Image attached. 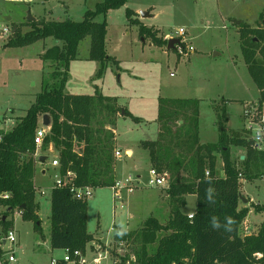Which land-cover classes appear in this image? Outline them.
I'll return each mask as SVG.
<instances>
[{
	"label": "rangeland",
	"instance_id": "374dc122",
	"mask_svg": "<svg viewBox=\"0 0 264 264\" xmlns=\"http://www.w3.org/2000/svg\"><path fill=\"white\" fill-rule=\"evenodd\" d=\"M101 1L0 0V22L12 29L17 26L25 33L33 27L34 21H29V16L37 18L38 22L82 21ZM127 9L132 13V19L128 17ZM142 12L149 15L143 16ZM9 16L12 20H8ZM104 19L108 25L107 50L112 59L107 61L104 72L98 77L100 62L90 58L91 37L82 39L77 58L70 62L65 91L70 94L99 91L104 96L117 98L137 117L119 116L116 148L122 156L115 158L118 179L132 175L136 184L140 175L141 185L116 203L111 187L94 189L93 196L88 199L89 229L101 232L104 246L112 248V254L109 253L102 264H113V259L123 255L135 260L137 246L136 236L127 237L123 244L114 240L118 228H130L125 231L127 233H139L148 217L153 215L166 223L171 214L165 188L146 185L153 166L148 151L140 146L142 141L158 137L161 99L199 102V138L203 143H216L220 138L217 106L225 108L228 134L249 141L248 133L241 129L244 105L258 101L262 91L245 63L239 25L264 24V0H128L124 6L97 17L98 21ZM141 26L162 37L180 38L183 45L168 49L165 45L155 44L151 37L141 36ZM180 28L185 30L183 36L175 33ZM12 34L5 35L0 31V119L11 120L0 123V130L5 132L14 126V120L26 114L42 90L43 80L52 70L48 66L50 62L42 59V52L62 44L51 36L22 47L8 46L6 43ZM127 148L134 150V157L126 154ZM240 149L247 152V147L233 145L232 155ZM38 150L43 153L41 148ZM49 150L45 152L48 160L35 172V186L46 192L45 195L37 194V200L42 203L39 216L43 233L39 234L33 221L21 215H15L12 220L19 243L17 254L25 263L50 264L53 256L64 254L62 249L51 247V197L59 172L58 166L52 165L58 153ZM217 169L219 174L223 172L220 157ZM263 174L264 164L251 163L241 184V193L247 201L241 202L240 206L250 207L253 213L248 217L257 225L264 220V211L255 208L257 204L264 208ZM196 204V197L189 196L184 211L194 209ZM249 219L244 221L247 224H242L244 234L248 230V234L256 232L257 226L253 229ZM91 245V242L87 245L86 256L89 264H94L96 246Z\"/></svg>",
	"mask_w": 264,
	"mask_h": 264
},
{
	"label": "trees",
	"instance_id": "16d2710c",
	"mask_svg": "<svg viewBox=\"0 0 264 264\" xmlns=\"http://www.w3.org/2000/svg\"><path fill=\"white\" fill-rule=\"evenodd\" d=\"M127 1L103 0L82 21H34L29 31L22 33L18 27L8 39L6 45L14 47L51 36L62 44L42 54L52 70L26 114L16 119L0 142V192L12 194L4 201L7 217L1 222L4 231L13 225L8 216L21 208L23 218L33 221L35 230L43 233L34 177L40 156L48 157L45 152L53 147L58 153V172L66 183L52 189L51 247L85 251L93 240L88 230V200L76 196L72 186L96 189L115 183L118 118L137 117L117 98L99 91L70 94L65 87L70 62L77 58L79 44L87 36L91 37L90 58L100 62L98 77L102 75L112 56L107 50V21H98L97 17L124 6ZM127 15L132 19L129 9ZM140 32L142 37H151L155 44L168 45V39L145 26H141ZM239 33L245 63L262 91L260 101L264 102V24L242 23ZM216 110L221 124L220 138L216 143H203L199 138V102L161 99L158 137L142 141L140 146L148 151L153 168L169 175L165 191L171 214L166 223L156 216L148 217L139 233L116 234L117 241L136 236L132 264H264V220L257 225L256 232L243 234L241 227L251 209L240 206L244 201L240 174L247 173L251 163L264 164V152L254 150L244 137H231L225 126L224 106H217ZM45 114L50 115L51 126L40 147L42 155L35 156L38 150L35 133ZM233 145L247 147L245 159L233 157ZM219 157L224 176L217 169ZM189 195L197 199L193 218L184 211ZM255 208L264 211L260 204Z\"/></svg>",
	"mask_w": 264,
	"mask_h": 264
},
{
	"label": "built area",
	"instance_id": "2783aa9c",
	"mask_svg": "<svg viewBox=\"0 0 264 264\" xmlns=\"http://www.w3.org/2000/svg\"><path fill=\"white\" fill-rule=\"evenodd\" d=\"M0 31L3 32L5 35L12 34V28L10 26H4L0 22ZM178 36H183L185 30L180 28L178 31L175 32ZM170 36L169 38H171ZM181 40V39H180ZM182 42L180 41V45L182 47ZM1 120V119H0ZM11 121L10 119L6 120V123ZM4 122L3 120L0 123ZM16 120H14L15 124ZM243 122L246 132L249 135V142L251 146L256 151L264 152V102L258 101H251L244 105L243 109ZM50 127L41 125L37 128L35 133V143L37 148H40L44 142V138L49 133ZM8 132V131H7ZM5 131L0 130V142L4 138V134L7 133ZM35 156H38V150L35 153ZM122 156L121 151L116 148L115 150V157L120 158ZM53 166H59L60 163L57 158L53 159L52 161ZM68 174H71L68 172ZM209 175V172H206ZM264 176V174H263ZM242 174H240V178ZM137 183L135 184V178L132 175H129L125 179H116L115 183L111 186L113 191L114 199L122 201L125 198L126 194L133 193L140 185V175L136 178ZM170 178L167 173L159 172L156 168L151 167L149 171V177L147 181V186L150 187H157V188H167L169 186ZM66 182L63 179V176L58 174L57 180L55 182V186L63 187ZM36 193H40L41 195H45L46 192L44 189L38 188L35 186ZM72 191L74 194L83 199H89L93 196L94 189L92 187H75L72 186ZM12 197V194L8 191L0 192V224L4 220L6 206L4 204L5 200H8ZM194 213H189V218H193ZM15 215L23 216V209L16 208L13 213L8 216L9 220H13ZM6 217V216H5ZM7 219V217H6ZM5 219V220H6ZM124 241H120L119 244H123ZM17 246L18 237L14 230V228H10L7 231L2 230L0 232V264H34V263H25L21 261L17 254ZM96 250L95 253L97 254L93 258L94 264H102L103 260L106 259V256L112 252L106 248V246H102L101 244H95ZM124 256L120 258L113 259V264H132L134 260L126 259L124 260ZM50 264H89L86 251L81 249L70 250L64 249V254L60 257L53 256L50 259Z\"/></svg>",
	"mask_w": 264,
	"mask_h": 264
},
{
	"label": "crops",
	"instance_id": "0c3cea01",
	"mask_svg": "<svg viewBox=\"0 0 264 264\" xmlns=\"http://www.w3.org/2000/svg\"><path fill=\"white\" fill-rule=\"evenodd\" d=\"M8 20H12V17L11 16H9L8 17ZM34 21H37V18H35V20ZM46 21V20H45ZM252 26V25H251ZM18 27L17 26H14L13 27V29H12V31L13 30H16ZM164 38H166V39H170V38H167V36L165 35L164 36ZM150 45H152V44H150ZM46 50H44L43 52H42V54L45 52ZM261 98H259V100H260ZM121 104V103H120ZM3 123H5L6 124V122H3ZM2 123V124H3ZM241 129H244L245 130V127H244V123H243V127L241 128ZM240 129V130H241ZM237 131H239V129L237 130ZM242 137V136H241ZM239 147H241L242 148V146H239ZM54 149H53V147H51L50 148V152L52 153V151H53ZM126 154L129 156V157H134V155H135V152H134V150L132 149V148H127L126 149ZM234 155H233V157H238V156H240V159L241 160H243V159H245V157H246V153H245V151L244 150H242V149H240V150H237L236 152L234 151V153H233ZM38 155H42V153L41 152H39L38 151ZM119 159V158H118ZM47 160H48V157H47ZM43 164L44 163H42V162H38L37 163V169H39V168H42L43 167ZM222 165H223V161H222ZM54 168H55V166H53ZM57 169V168H56ZM43 172H44V170H43ZM221 176H224L225 175V172H224V169H223V172L220 174ZM116 178L118 179V175H117V165H116ZM34 180H35V184H36V176L34 177ZM243 180H245V178H244V176H243V174H242V177L240 178V181H241V184H242V181ZM37 187V186H36ZM127 195H129V194H126V196ZM189 196H195V195H189ZM189 196L187 197V201H188V199H189ZM196 197V196H195ZM39 200V202L41 203V200L40 199H38ZM114 201H115V203H116V200L114 199ZM42 204V203H41ZM40 204V205H41ZM40 210H41V208H40ZM184 210H185V208H184ZM196 210V207L194 208V209H191V210H186L185 212H187V213H193L194 211ZM38 213H39V211H38ZM253 212H252V210L250 211V213L249 214H252ZM249 214H248V216H249ZM247 216V221H248V219L250 218V217H248ZM89 217V216H88ZM132 217V216H131ZM249 220H251V219H249ZM88 223H89V221H88ZM255 223V222H254ZM253 223V221L251 220V226H252V228L254 229V227L256 228V226H257V224H254ZM258 224H260L261 223V221H259V222H257ZM245 224H247L246 222H244V225ZM116 226V225H115ZM3 230V226H2V224H0V232ZM88 230H89V232L93 235V239L94 240H92L91 241V243H92V245H95V244H100L101 243V245L102 246H104V244H103V238H104V235H102V233L100 232L99 233V231H96V232H92V231H90V229H89V224H88ZM128 230H130V228H127V230H125V229H121V228H118V232L117 233H119V232H125V231H128ZM241 231H244V226H242L241 227ZM250 231L248 230V231H246L245 232V234H247V233H249ZM116 233V234H117ZM243 234H244V232H242ZM42 237H43V235H42ZM116 239V235H115V238H114V240ZM98 241V242H100V243H96L95 241ZM119 243H120V241H119ZM92 245H91V247H92ZM63 251H64V249H62ZM92 250V249H91ZM108 250H110L111 252H112V248L111 247H109L108 248ZM85 251H87V250H85ZM95 252V251H94Z\"/></svg>",
	"mask_w": 264,
	"mask_h": 264
},
{
	"label": "water",
	"instance_id": "95a60500",
	"mask_svg": "<svg viewBox=\"0 0 264 264\" xmlns=\"http://www.w3.org/2000/svg\"><path fill=\"white\" fill-rule=\"evenodd\" d=\"M142 15H143V16H148L149 13H148V12H142ZM28 19H29V21H34V20H35V17H33V16H29ZM239 23H240V21H237V24H239ZM12 32L14 33L15 30H13ZM143 40H144V39H143ZM180 41H181L180 38H170V39L168 40L167 48H168V49H174V48H176V45H177V44H180ZM42 123H43V125H45V126H47V127H50V126H51V117H50L49 114H45V115L42 117ZM46 160H47V156H46V155L40 156V158H39V161L42 162V163H45ZM246 201H247V199L244 198V202H246ZM3 219L5 220L6 217L4 216Z\"/></svg>",
	"mask_w": 264,
	"mask_h": 264
}]
</instances>
